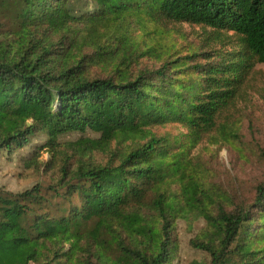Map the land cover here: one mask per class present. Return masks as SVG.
I'll return each mask as SVG.
<instances>
[{
	"label": "trees",
	"instance_id": "trees-1",
	"mask_svg": "<svg viewBox=\"0 0 264 264\" xmlns=\"http://www.w3.org/2000/svg\"><path fill=\"white\" fill-rule=\"evenodd\" d=\"M16 2L15 26L0 32V150L39 133L47 140L35 155L65 133L97 137L69 143L53 183L0 188V264H172L175 221L188 212L205 223L190 244L208 264H264V184L249 205L231 208L191 156L213 130L227 131L218 119L264 63V0ZM142 15L232 32L237 48L178 56L169 48L155 55L158 67L133 72L139 45L121 30ZM95 65L108 73H93ZM166 124L185 127V140L150 130ZM120 140L128 143L112 149ZM93 149L109 152L108 161L86 160Z\"/></svg>",
	"mask_w": 264,
	"mask_h": 264
},
{
	"label": "rangeland",
	"instance_id": "rangeland-1",
	"mask_svg": "<svg viewBox=\"0 0 264 264\" xmlns=\"http://www.w3.org/2000/svg\"><path fill=\"white\" fill-rule=\"evenodd\" d=\"M17 11L16 0H0L1 37L7 36L5 33L15 26ZM129 21L121 31L139 45L137 58L131 66L133 72L142 67H158L161 61L155 55L160 56L169 51V48L177 56L190 50L203 52L216 48L229 51L237 48V38L232 36V32H218L189 22H153L143 15ZM146 47L153 48L154 51L142 52ZM200 61L205 62L202 59ZM104 67L95 65L91 71L104 75L108 73ZM218 124H223L227 131L222 133L218 129L213 130L211 136L204 137L191 149V156L200 160L205 167L203 173L207 185H214V192L228 195L227 206L232 208L239 204L249 205L257 194L258 186L264 184V63L255 64L244 76L234 107L226 118L222 116L218 119ZM150 130L157 136L185 140L186 128L181 124L154 126ZM82 137L94 138L97 134L90 131L62 134L57 137L58 146L55 149L51 150V147L46 146L36 155V146L44 145L47 140L43 133L35 135L27 146L11 153L0 150V188L16 192L36 183H53L62 164L61 155L71 153L69 143ZM122 141H113L111 148H123L128 141ZM53 152L55 157L52 156ZM110 155L101 149H93L87 154L86 160L103 164ZM32 157L36 164L31 162ZM45 163L48 164V169L45 168ZM177 188V183L171 184V190ZM152 196L153 190H149L143 199V212H149L148 202ZM137 205L133 204L131 207L136 209ZM204 229L203 219L198 218L195 212H188L176 219L172 231L176 245L172 264H208V254L190 244L191 239L199 236Z\"/></svg>",
	"mask_w": 264,
	"mask_h": 264
}]
</instances>
